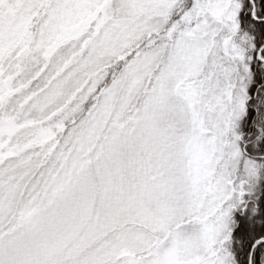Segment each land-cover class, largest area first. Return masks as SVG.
<instances>
[{"label":"snow or ice","instance_id":"6c2138e0","mask_svg":"<svg viewBox=\"0 0 264 264\" xmlns=\"http://www.w3.org/2000/svg\"><path fill=\"white\" fill-rule=\"evenodd\" d=\"M0 264H264V0H0Z\"/></svg>","mask_w":264,"mask_h":264}]
</instances>
